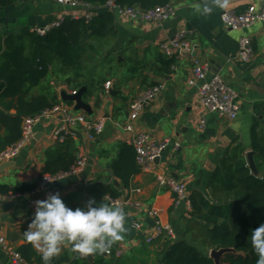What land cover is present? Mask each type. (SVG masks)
Here are the masks:
<instances>
[{
	"label": "crops",
	"instance_id": "0c3cea01",
	"mask_svg": "<svg viewBox=\"0 0 264 264\" xmlns=\"http://www.w3.org/2000/svg\"><path fill=\"white\" fill-rule=\"evenodd\" d=\"M204 2L171 0L172 14L160 22H147L113 12L116 36L105 53L115 52L116 61L110 63L121 77L107 74L97 77V66L101 62V57L97 56L98 62L89 61L88 64L95 81L89 87L83 86L85 91L82 94L91 113L81 112L91 119L103 118L104 129L92 140L81 128L75 138H67L71 139L72 154L76 159L86 157L82 171L37 188L49 154L53 152L54 157V150L61 144L52 138L58 126L57 119L37 124L20 153L0 163V195L4 196L0 200V229L7 244L30 264H43V261L36 248L24 239L23 232L33 218L34 202L55 193H59L63 202L73 209L84 207L89 199L108 203L106 196L121 200L130 198L141 208L121 205L126 216V231L124 238L111 246L114 257L105 253L82 257L73 252L69 244L62 246V251L53 257L51 264H103L106 261H111L110 264H153L165 238L146 243L145 238L153 231V219L145 209L156 208L161 221L170 223L176 233L188 213L183 209L184 205H175V195L168 188L160 187L155 176L170 175L185 183L188 197L194 190L208 197L210 189L207 184L220 161L233 150L244 149V155L250 150L252 124L255 118L264 116V21L233 31L222 24L220 15L225 11L240 12L251 5L262 8L264 0H224V8H214L207 16L197 11ZM102 9L91 6L72 9L51 0H0V52L9 34L24 29L34 31L66 16H91ZM181 30L190 32L191 55L166 54L162 45ZM243 35L250 37L253 48L251 59L245 63L238 55L239 39ZM192 56L207 67L208 77L219 75L236 92L239 111L234 120L209 113L199 104ZM64 79L50 82L59 102H64L62 91L72 94L80 89L65 84ZM108 80L112 82V89L106 94L104 83ZM158 83L164 88L139 112L134 121L135 132L146 134L150 142L168 138L170 144L150 165L149 172L139 171L129 186L123 188L111 168L122 146H132L131 133L123 131L120 125L128 117L131 101ZM202 118L205 119L204 127L199 126ZM22 187L32 188L13 193L12 190ZM111 192L117 196H111ZM135 222L140 224L137 230L132 228ZM117 250H122L119 256L115 254ZM0 264H12L8 253L1 247Z\"/></svg>",
	"mask_w": 264,
	"mask_h": 264
},
{
	"label": "trees",
	"instance_id": "16d2710c",
	"mask_svg": "<svg viewBox=\"0 0 264 264\" xmlns=\"http://www.w3.org/2000/svg\"><path fill=\"white\" fill-rule=\"evenodd\" d=\"M79 1L91 7H102L107 2ZM170 1L116 0V3L145 11ZM115 36L114 13L102 9L89 19L66 16L58 27L43 35L24 29L5 38L0 52V152L20 138L25 116L60 103L50 83L52 75H65V84L75 89L93 85L95 78L89 69V61H97V56L101 60L116 61L114 51L105 53ZM54 58L58 65L53 70ZM85 79L89 81L85 82ZM250 135V150L257 175L248 168L244 149L233 150L223 158L209 178L208 197L198 190L189 195L191 210L186 213V222L179 228L175 239H164L153 264H214L208 255L209 250L219 248L235 251L223 254L220 264H257L251 232L264 222V116L255 118ZM54 152V157L53 152L49 154L43 174L69 171L76 161L71 139L61 142ZM111 168L122 187L127 188L132 177L140 171L135 149L123 145ZM31 188L12 191L16 193ZM111 196L117 194L111 192ZM111 256L114 257L112 251Z\"/></svg>",
	"mask_w": 264,
	"mask_h": 264
},
{
	"label": "built area",
	"instance_id": "2783aa9c",
	"mask_svg": "<svg viewBox=\"0 0 264 264\" xmlns=\"http://www.w3.org/2000/svg\"><path fill=\"white\" fill-rule=\"evenodd\" d=\"M56 4L72 8V9H88L90 6L86 5L79 0H51ZM103 9L114 12H121L130 18H140L144 21L160 22L166 20L172 14L171 4H165L163 6H156L154 8L142 11L136 7L120 6L116 3V0H107L102 6ZM89 19L91 16L85 14L83 16ZM72 18H79L72 16ZM220 20L224 26L233 31H240L244 28L250 27L258 21H264V7L256 8L251 5L245 10L240 12L225 11L220 15ZM62 19L52 22L43 27H37L34 31L40 35L45 34L47 31L54 27H58ZM190 32L181 30L175 34V36L167 43L162 45V50L168 55L176 53H186L191 55V44L188 39ZM239 59L242 62H248L253 55L252 42L249 36L243 35L239 39L238 47ZM192 73L197 83V95L199 104L209 113H216L219 116L226 117L229 120H234L239 111V105L236 102V92L228 86L223 79L215 74L207 76V67L196 57L192 56ZM164 88L162 83L155 84L146 90L139 93L129 105V114L127 119L120 125V128L131 133L130 144L136 152V162L141 172H149L150 165L159 159L164 150L169 146L170 139L164 138L158 142H150L146 134L135 132L136 127L134 121L138 118L139 112L143 106L154 99ZM112 89V82L110 80L104 83V93L108 94ZM75 93V92H73ZM72 93V94H73ZM49 119H57L58 126L52 133V138L58 142H63L67 138H75L77 136L78 128L83 129L86 136L89 139H93L96 135L100 134L105 126V120L103 118L91 119L79 110H75L72 107L62 105L58 103L52 107L42 110L39 113L25 116L21 123V136L11 146L0 152V163L16 157L21 149L24 147L26 141L30 139L34 133V127L47 121ZM205 119L202 118L199 126L204 127ZM177 146V144H175ZM86 157L78 156L75 163L69 171H64L56 174H43L39 180L37 188L41 189L50 182H55L64 178L70 173H78L82 171L85 165ZM156 181L160 187L168 188L175 195V205L179 207L184 205L183 209L186 212H190V201L186 193V185L183 182L176 180L172 176H164L158 174L155 176ZM4 196L0 195V200ZM106 199L110 205H126L134 206L140 209L139 203H133L130 198L119 199L106 196ZM146 214L153 219V231L145 238L146 243L150 244L155 239L160 237L168 238L170 240L175 239L176 232L170 223H164L161 221L158 210L156 208L145 209ZM140 224L138 222L133 223L132 228L139 229ZM0 247L8 253L12 264H29L21 256V254L9 246L6 242L0 229ZM122 250L115 252L116 256H119ZM105 254H111V250Z\"/></svg>",
	"mask_w": 264,
	"mask_h": 264
},
{
	"label": "clouds",
	"instance_id": "9594fccd",
	"mask_svg": "<svg viewBox=\"0 0 264 264\" xmlns=\"http://www.w3.org/2000/svg\"><path fill=\"white\" fill-rule=\"evenodd\" d=\"M224 0H205L197 11L210 15L214 8H224ZM35 211L24 239L41 254L43 264H51L62 246L82 257L104 254L124 238L125 212L121 206L86 201L84 207L67 206L59 193L49 194L44 200L34 202ZM251 245L258 256L257 264H264V222L251 232Z\"/></svg>",
	"mask_w": 264,
	"mask_h": 264
},
{
	"label": "water",
	"instance_id": "95a60500",
	"mask_svg": "<svg viewBox=\"0 0 264 264\" xmlns=\"http://www.w3.org/2000/svg\"><path fill=\"white\" fill-rule=\"evenodd\" d=\"M85 91V87H81L78 91H76L73 94L68 93L67 91H62L61 92V97L62 100L64 101H68L73 103V108L75 110H80V111H85L87 113H91V109L90 106L88 104H86L83 99H82V94ZM252 151L249 150L246 152V161H247V165L248 168L250 169V171L257 175V171L253 162V155H252ZM158 160V159H156ZM228 252H235L232 248H219V249H211L209 250V257L213 260L214 264H220V257ZM161 264V263H159Z\"/></svg>",
	"mask_w": 264,
	"mask_h": 264
},
{
	"label": "rangeland",
	"instance_id": "374dc122",
	"mask_svg": "<svg viewBox=\"0 0 264 264\" xmlns=\"http://www.w3.org/2000/svg\"><path fill=\"white\" fill-rule=\"evenodd\" d=\"M98 60H100V59H98ZM98 60H97V62H98ZM57 65H58V60L54 58L53 63H52L53 70H54V68L56 69ZM97 68H98L97 69V77H99V76L103 77V75H106V74L110 75L112 77H115V78L121 77V74L118 71H116L115 66L111 65V63L109 61H105V60L102 59L101 62L98 63ZM57 77L59 78V80H61V78L63 79L65 77V75H61V76L59 75ZM57 77L55 75H52V79L51 80L52 81H57V79H58ZM60 103L62 105H66L68 107H72V103L71 102L64 101V102H60ZM185 222H186V220H184V223Z\"/></svg>",
	"mask_w": 264,
	"mask_h": 264
}]
</instances>
